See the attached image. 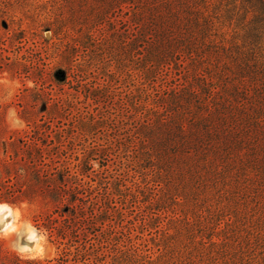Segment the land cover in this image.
<instances>
[{"label": "rangeland", "instance_id": "374dc122", "mask_svg": "<svg viewBox=\"0 0 264 264\" xmlns=\"http://www.w3.org/2000/svg\"><path fill=\"white\" fill-rule=\"evenodd\" d=\"M242 1L210 0L227 54L148 70L103 0H0V264H264V175L204 186L161 145L203 78L232 92L225 56L264 54Z\"/></svg>", "mask_w": 264, "mask_h": 264}, {"label": "trees", "instance_id": "16d2710c", "mask_svg": "<svg viewBox=\"0 0 264 264\" xmlns=\"http://www.w3.org/2000/svg\"><path fill=\"white\" fill-rule=\"evenodd\" d=\"M103 2L104 5L93 8L88 16L102 21L105 17L111 18L110 9L115 14L121 13L119 21L129 39L124 41L125 47L137 49L139 55L147 51L143 60L148 70L160 68L169 58L180 59L184 54L193 59V53L199 57H205L206 52L217 57L220 50L228 53L225 43L213 38L218 27L214 16L208 13L210 0ZM242 8L253 14L248 35L256 44L264 36V0H243ZM88 36L93 39L92 34ZM236 49L239 50L236 55L225 56L233 57L235 71L227 62L223 65V71L237 75L230 81L232 92L218 90L214 83L203 78L204 96L199 97L194 90L190 93L193 105L188 101L185 108L184 105L173 108L175 112L169 116L172 119L164 118L160 123L165 135L161 145L170 142L173 158L181 159L188 173L204 186L211 176L220 179L235 169L241 172L249 167L264 175V54ZM178 96V92H173L176 106ZM37 225L40 229H55L46 222ZM208 239L216 244L212 235Z\"/></svg>", "mask_w": 264, "mask_h": 264}, {"label": "bare ground", "instance_id": "6f19581e", "mask_svg": "<svg viewBox=\"0 0 264 264\" xmlns=\"http://www.w3.org/2000/svg\"><path fill=\"white\" fill-rule=\"evenodd\" d=\"M3 205V207H0V213H2V217L4 218L5 216L8 217L11 213V207L8 206L7 204H0ZM1 227V225H0Z\"/></svg>", "mask_w": 264, "mask_h": 264}, {"label": "clouds", "instance_id": "9594fccd", "mask_svg": "<svg viewBox=\"0 0 264 264\" xmlns=\"http://www.w3.org/2000/svg\"><path fill=\"white\" fill-rule=\"evenodd\" d=\"M0 207H3V205H0Z\"/></svg>", "mask_w": 264, "mask_h": 264}]
</instances>
